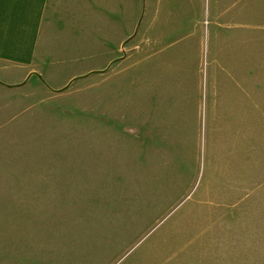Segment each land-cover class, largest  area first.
I'll use <instances>...</instances> for the list:
<instances>
[{
    "label": "rangeland",
    "instance_id": "374dc122",
    "mask_svg": "<svg viewBox=\"0 0 264 264\" xmlns=\"http://www.w3.org/2000/svg\"><path fill=\"white\" fill-rule=\"evenodd\" d=\"M165 6L173 73L142 64L146 0H44L41 78L0 79V264H264V0ZM236 46L259 54L252 138L220 126Z\"/></svg>",
    "mask_w": 264,
    "mask_h": 264
},
{
    "label": "crops",
    "instance_id": "0c3cea01",
    "mask_svg": "<svg viewBox=\"0 0 264 264\" xmlns=\"http://www.w3.org/2000/svg\"><path fill=\"white\" fill-rule=\"evenodd\" d=\"M170 1L174 0H146L145 13L140 26V38L143 44L146 39L145 51L143 44L141 45L143 66L150 65L158 70L162 60L164 68L172 72V58L171 56L167 58L163 54L165 48L156 36L160 32L159 20H164L165 16L168 19L174 18L170 8L167 9L168 11L164 9ZM253 1L255 0H216L221 4L220 15L224 18L243 17L244 3ZM45 16L44 0H0V79L8 84L6 85L8 88H15L18 86L15 83L24 81L26 77H28L27 83L34 73H43L33 68L32 59L35 56L37 44L42 43V35L49 32L47 26H43ZM45 24L48 25V22L45 21ZM167 24L169 25L170 22ZM148 32L150 39H148ZM249 49L244 52V48L236 46L234 51L229 52L230 55L227 54L229 58L224 59L225 64L222 65L226 68H221L219 76V114L220 126L235 125L242 137L252 138V134L259 127L262 111L261 77L259 54L252 48ZM165 58L170 60L171 64H166ZM179 67L177 66L178 69ZM19 85L23 86L22 83ZM217 104L214 103L215 106ZM212 106L209 100L206 105L209 107L208 114Z\"/></svg>",
    "mask_w": 264,
    "mask_h": 264
},
{
    "label": "water",
    "instance_id": "95a60500",
    "mask_svg": "<svg viewBox=\"0 0 264 264\" xmlns=\"http://www.w3.org/2000/svg\"><path fill=\"white\" fill-rule=\"evenodd\" d=\"M117 61V60H116ZM115 61V62H116ZM110 68V67H109ZM108 68V69H109ZM108 69H106V70H104V71H101V72H106ZM36 76H38L39 78H41V76L39 75V74H36V73H34ZM93 73H90L89 75H92ZM89 75H85V76H81V77H77V78H75V79H73L72 81H70V83L65 87V88H63V89H61V90H56L55 92H63L64 90H66V89H68L70 86H71V84L73 83V82H75L76 80H78V79H81V78H86L87 76H89ZM26 83V81L24 82V83H22L23 85ZM18 86H20V85H18ZM22 86V85H21Z\"/></svg>",
    "mask_w": 264,
    "mask_h": 264
}]
</instances>
